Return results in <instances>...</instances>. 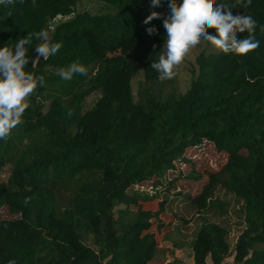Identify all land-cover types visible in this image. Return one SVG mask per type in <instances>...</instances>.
Wrapping results in <instances>:
<instances>
[{
  "label": "trees",
  "instance_id": "trees-1",
  "mask_svg": "<svg viewBox=\"0 0 264 264\" xmlns=\"http://www.w3.org/2000/svg\"><path fill=\"white\" fill-rule=\"evenodd\" d=\"M95 1L116 12H83L55 26L78 0L0 4V46L14 51L18 39L41 29L62 45L47 59H36L41 41L35 37L25 46L23 70L43 76L44 84L0 140V174H9L0 178V207L15 217L0 219V264H151L168 225L165 211L154 218L147 206L160 202L172 225L190 223L174 210L179 203L198 215L201 225L189 244L194 264H264V0H216L257 21L260 46L243 56L202 52L184 94L176 75L159 81L150 67L164 48L168 0L156 6ZM152 11L161 19L144 25ZM152 25L157 31L148 35ZM132 40L144 42V50L110 54ZM73 61L86 75L62 80L59 70ZM194 152L210 165L197 169ZM220 191L243 215L244 230L233 245L229 230L208 218L229 212ZM171 233L162 241L171 242ZM88 237L95 249L85 244ZM162 252L165 264H182L175 252Z\"/></svg>",
  "mask_w": 264,
  "mask_h": 264
},
{
  "label": "clouds",
  "instance_id": "clouds-1",
  "mask_svg": "<svg viewBox=\"0 0 264 264\" xmlns=\"http://www.w3.org/2000/svg\"><path fill=\"white\" fill-rule=\"evenodd\" d=\"M11 2L0 0V4ZM32 3L35 6L36 0H32ZM150 4L160 5L161 0H150ZM168 8L170 13L162 20L166 32L164 50L150 65L157 72L159 81L171 80L175 76L174 68L201 41L209 42L225 54L236 56H243L260 46V41L254 36L257 21L251 15L234 14L227 3H216V0H168ZM153 19H161V14L152 11L145 17L143 24L149 25ZM204 29L215 31L207 32ZM145 31L152 35L157 29L152 25L146 27ZM245 32L248 36H238V33ZM33 37L41 41L34 48L36 59L54 56L62 47L59 42L50 41L44 29L18 39L14 51L7 45L0 46V140L6 139L20 123L28 107L26 97H29L38 83L40 86L44 84L43 76H35L23 70L28 63L25 46L31 43ZM86 71L82 63L73 61L59 70V76L62 80H71L74 74L86 75ZM7 264L16 262L10 259Z\"/></svg>",
  "mask_w": 264,
  "mask_h": 264
},
{
  "label": "rangeland",
  "instance_id": "rangeland-1",
  "mask_svg": "<svg viewBox=\"0 0 264 264\" xmlns=\"http://www.w3.org/2000/svg\"><path fill=\"white\" fill-rule=\"evenodd\" d=\"M83 12H87L92 16H102V15H112L116 12V8L112 5L98 2L95 0H78L74 12L65 18H58V20L53 24L55 26L57 23L65 22L71 19L76 18L78 14ZM234 14H239L237 11H233ZM211 29H204V31L210 32ZM145 43L142 41H124L119 42L117 46H115L111 50V55H116L118 53L125 52H138L144 50ZM122 49H124L122 51ZM164 50V48H163ZM219 51L211 46L207 41H201L198 46L193 47L189 50L187 55L183 58L182 62L174 68L175 75L178 80L179 91L181 93H185L189 90L191 83L194 80V72L197 69L196 58L202 52H215ZM143 81V73L141 72L137 79L133 80L132 88L134 94H137L138 85ZM99 95L95 94L91 96L87 101V107L91 106L95 101H97ZM29 101V97H26L25 103L27 104ZM192 159L196 162V168L201 169L210 163L207 161L206 157L201 155L200 153H192ZM182 170L185 172L189 171L185 166H181ZM9 174L7 172H3L0 174V178L6 180ZM195 189L197 186L192 183ZM217 195H220L221 199L227 201L229 203V212L227 215L223 217H219L213 213L208 215V218L211 222L221 224L225 226L229 232V241L233 245L236 241V238L243 232L244 230V222L243 215L241 214L239 208V203L231 196L225 194L224 191H220ZM147 209L152 213V216L156 218L161 211H165V216L163 219L165 223H167V227L163 231L164 233H171L173 229H175L174 233H171L172 241L165 243L163 242V234L159 235V246L161 251L156 254V258L151 264H158L161 261V264H165L167 254L162 251H173L176 253L178 259H180L182 264H194L192 261V252L189 249V244L193 241L198 229L200 228L201 222L198 218L196 212L190 209L187 205L183 203H179L175 206L174 210L179 213V216L185 218L187 221H190L189 224H184L183 222L175 223L174 225L170 224V213H167L166 205L162 202L154 203L147 206ZM162 217V214H161ZM15 217L10 215L6 207H0V219H14ZM85 244L89 247L95 249L93 247V239L88 237L85 239ZM175 245V246H174ZM182 246V247H181ZM229 264H233V260H228Z\"/></svg>",
  "mask_w": 264,
  "mask_h": 264
}]
</instances>
